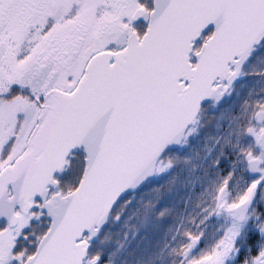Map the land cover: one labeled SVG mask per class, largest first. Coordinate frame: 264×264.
Listing matches in <instances>:
<instances>
[{"label":"snow or ice","instance_id":"6c2138e0","mask_svg":"<svg viewBox=\"0 0 264 264\" xmlns=\"http://www.w3.org/2000/svg\"><path fill=\"white\" fill-rule=\"evenodd\" d=\"M264 52V0H0V264H112L110 220ZM264 76V73H255ZM180 264H264V103ZM220 161H217L219 164ZM163 215V213H161ZM174 251H176L174 249Z\"/></svg>","mask_w":264,"mask_h":264},{"label":"trees","instance_id":"16d2710c","mask_svg":"<svg viewBox=\"0 0 264 264\" xmlns=\"http://www.w3.org/2000/svg\"><path fill=\"white\" fill-rule=\"evenodd\" d=\"M214 121V117L204 119L201 130L204 128L205 130L198 138L202 147L209 141L217 139L214 134H211L208 140L206 139L207 132H210L214 127ZM194 139L195 136L191 139L190 145L197 152V144ZM165 161H168V164H165L167 165L166 173H173L169 174L165 180L163 177L161 180H157L158 176L151 182V190L146 191L147 196L155 193V198H163V202L158 208L149 209L148 200H138L139 194H137L127 197L132 201L130 205L121 206L115 210L114 215L120 214L121 219L119 221L110 220L105 232L106 248L110 253H114L112 264H180L182 258L177 255V251L186 242L184 234L189 230L182 227L180 237L171 246L169 245L180 225L185 200L178 202L179 207L176 209L177 202L171 201L170 196L174 194L172 188L175 182L182 180L180 171L184 173L189 168V154L184 157L179 150L168 154L162 163ZM167 196H169V200H165ZM204 210L201 202L195 204V208L191 206V211L197 214L203 213ZM196 222L200 223L201 220L198 219ZM241 256L242 252L236 258L235 264H238Z\"/></svg>","mask_w":264,"mask_h":264},{"label":"rangeland","instance_id":"374dc122","mask_svg":"<svg viewBox=\"0 0 264 264\" xmlns=\"http://www.w3.org/2000/svg\"><path fill=\"white\" fill-rule=\"evenodd\" d=\"M242 86L243 85H241L240 87H242ZM236 89H238V88H236ZM241 91L242 90L239 89V91L236 90L235 92H231V95L229 97V103H227L225 107L219 108V109H216V108H209L208 109L207 108L205 110V114L209 111H214L216 114V120H215V124H214L215 128L214 129L212 128L213 130L211 129L212 134H214V136L219 137L220 134L225 130L224 131V138L220 141L221 145H223V142L225 141L224 146H222V147H221V145L216 146V144H215L216 141L214 143V141L211 140L209 142L207 141L208 143L204 147L201 146V153L200 154H199V152H196L195 150H193V148L190 145L191 139H193V137L196 135L197 136L200 135L201 132L205 130V128L203 130H200V129H202V124L204 122L203 119L201 118L196 130L192 133L191 136H189L187 138V141L184 144L185 148L183 147V149L181 150V154L184 157L189 154L190 164L188 165V167L197 166L196 165L197 163H199L201 166L203 164H205V166L207 165V169L204 173V177L202 178L201 182L198 183V186H199V184H200V186L198 187V189H197L198 191L195 194H194V176L196 173H194L193 171H189V172L187 171L186 174L184 175V177L182 178V180L176 181L175 184L173 185L172 191L174 192V194L170 196L171 201L174 200L176 202H180L181 200H185L186 199L185 197H186L188 191L190 194V198L192 197L194 200V201L193 200L187 201V202L190 201V203H189V205L187 203L186 207L184 208L185 211L183 210L184 212L181 213V218H182V215L184 216V213H186L185 216H187L188 213H192L191 212V206H192V208H195V201L199 199L201 194H205V193H203L204 192L203 184L205 183L204 181L206 179L207 173L210 171V169L211 170L215 169V165L217 164V161H220L215 156L217 154V152L220 151V148L223 149L224 147H227L228 151L232 149L231 152L234 153V151H236L234 153L235 157H236V155H238V157H239L240 154L237 151V149L238 148H244V147L248 146L249 141H247L245 139V137H243L241 135V127L244 124H248V125H251L253 127H256V125H254L252 123V119H253V114L258 111L257 104L262 103L264 100V98H263L264 97L263 96L264 95L263 94L264 93V85L261 86L257 90V92L255 93V96L253 97V99L251 100V102L248 105H246L244 102H241V103L236 102L240 98V96H238V95ZM242 100H243V98H242ZM230 104H232L231 107L227 110V112L224 115L223 111L225 110V108H228L230 106ZM205 114H204V116H205ZM223 115H224V117H223ZM222 117H223V119H222ZM237 118H238V120H237ZM196 131H198V132H196ZM211 131L207 132L208 133L207 137H206L207 140L211 135ZM211 150L212 151L215 150V151H213V153H211ZM198 155H200V156H198ZM229 155H230V153H229ZM179 156H181V155H179ZM221 160L223 161V159H221ZM220 163H221V161H220ZM165 164H168V161H165L164 163H162V162L160 163V166L164 167L165 171L160 172L159 178L157 180H161L162 177H163V180H165L169 174L173 173V172L166 173L167 172V165H165ZM232 165H234V166H232ZM229 166H232L230 170H231V172L235 173V177L239 178V180L233 182L232 187L230 189V194H229L228 198L231 200V199H233V197H235L233 194V192H234L233 188L241 186V184L243 183V181L245 179V175L243 172L242 162L239 158L237 161H236V159L235 160L232 159V162L229 163ZM195 168L197 169L198 167H195ZM173 171H175V169H173ZM236 171H242L243 174H237ZM180 173H181V175H183L182 171H180ZM178 177H180V175H178ZM210 194H211V189L209 187H207L206 188V198ZM154 197H155V193L153 196V200H150V203L148 202V207L151 206L152 210H153V203L154 202H156V203L160 202V199H157ZM168 197L169 196H167L165 198V200H169ZM137 199L138 200H148L146 190L143 191L141 194H139ZM161 201L163 202V200H161ZM167 204H170V202H167ZM175 208H177V207L175 206ZM193 220H194L193 217L191 219L190 218L188 219V221H191V223L193 222ZM230 221H231V219H229V220H220V219L210 220L209 227L211 228V231H206L205 241H204V245H203L204 249L207 248L208 244H211L212 239L214 238L213 237V232H214L213 229L215 227H218V229H217L218 234H220V233L222 234L223 231L227 228V226L229 224H231ZM185 222H187L186 219H185L184 223ZM204 223H206V221ZM204 223H201V222L198 223L197 222V225L204 224ZM195 231H197V230H195ZM199 231H201V230H199ZM240 245H241V243L239 242L238 246L240 247Z\"/></svg>","mask_w":264,"mask_h":264},{"label":"flooded vegetation","instance_id":"af4514ba","mask_svg":"<svg viewBox=\"0 0 264 264\" xmlns=\"http://www.w3.org/2000/svg\"><path fill=\"white\" fill-rule=\"evenodd\" d=\"M244 71L247 73V75H243V76H241L240 83H239L236 87H234L235 89L233 88V90H232L231 92H235L236 90L239 91V89H241V90H242V93H243V94H246L245 104L248 105V104L251 102V99H253V97L255 96V93L257 92V90H258L261 86L264 85V76H261V75H255V73H264V52H259V53H257V54L255 55V57L250 61V63L245 67ZM246 78H247V79H246ZM255 78H257V79H256V86H255L254 89H253L252 91H250V93H249V91H248V87L250 86L251 81H253ZM241 85H243V86L240 87ZM239 87H240V88H239ZM236 88H238V89H236ZM231 92H230V93H231ZM263 94H264V93H263ZM263 96H264V95H263ZM263 98H264V97H263ZM262 103H264V100H263ZM228 109H229V108H225L224 111L227 112ZM212 114L214 115L215 112L212 111ZM232 166H234V165H232ZM232 166L224 165V164H223V165H220V166L216 165V166H215V169L220 168V169H222V171H223L224 173L227 174V173H232L231 170H230ZM241 172H242V171H236L237 174H240ZM214 179L217 180L216 175L214 176ZM237 180H239V178L234 176V180H233V182H234V181H237ZM242 184H243V183H242ZM242 184H241V186H242ZM241 186L237 187L238 190H236V191L233 192L234 196H236V195L238 194V192L240 191ZM234 198H235V197H233V199H234ZM211 200H214V193H213L212 196H211ZM214 206H215V203L212 204L210 207H208V209L211 210ZM261 211H264V209H262ZM191 212H192V211H191ZM205 215H206V214H205V211H204L203 213H200V214H197V213H194V212H192V213H188L189 218L191 219V218L193 217L194 221H197L198 219L204 220ZM209 219H210V220H215V219L229 220V219H231V217H229L228 214H227L226 212H222V213H220L219 215H213V216H211V218H209ZM209 219H207V220H209ZM230 222H231V221H230ZM228 226H230V224H229ZM228 226H227V227H228ZM201 227H202V224L199 226V225H197V222H194V223L192 224V228H193V229L198 228V230H201ZM220 234H221V233H220ZM220 234H218L217 231L215 232V235L213 236V237H214V238H213L214 240L212 239V242H211V244H210L208 247H211V245L215 242V240L218 238V236H219ZM240 243L243 244V247H242L243 250H242V256H241V259H240V261L238 262V264H244L245 259L249 260V262H250V260H251V254H249V253L247 252V249H248L250 246H253V247H254L256 241H255V240H252V239H249V240H243V241H241ZM208 247H207V248H208ZM203 248H204V247H203ZM207 248H205V250H206ZM242 248H241V249H242Z\"/></svg>","mask_w":264,"mask_h":264},{"label":"water","instance_id":"95a60500","mask_svg":"<svg viewBox=\"0 0 264 264\" xmlns=\"http://www.w3.org/2000/svg\"><path fill=\"white\" fill-rule=\"evenodd\" d=\"M247 65V64H246ZM245 65V66H246ZM239 80H240V78H238L235 82H234V84H233V86L235 85V84H237L238 82H239ZM233 86H232V88H233ZM231 88V89H232ZM230 89V90H231ZM230 92V91H229ZM227 95L228 94H226L224 97H223V99H222V101L221 102H219L218 104L217 103H211V104H214V105H216V106H220L224 101H225V99H226V97H227ZM200 116V115H199ZM199 118V117H198ZM197 125V124H196ZM195 125V126H196ZM182 145V144H181ZM181 147V146H180ZM154 176L155 175H153V176H151L149 179H147L137 190H135L134 192H131V193H129V195H132V194H134V193H136V192H138L140 189H142L146 184H147V182L149 181V180H151L152 178H154Z\"/></svg>","mask_w":264,"mask_h":264}]
</instances>
